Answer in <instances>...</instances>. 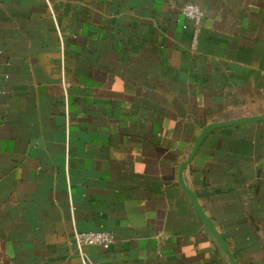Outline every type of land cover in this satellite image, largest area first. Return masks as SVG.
<instances>
[{
  "label": "crops",
  "instance_id": "obj_1",
  "mask_svg": "<svg viewBox=\"0 0 264 264\" xmlns=\"http://www.w3.org/2000/svg\"><path fill=\"white\" fill-rule=\"evenodd\" d=\"M263 116L264 0H0V264H264Z\"/></svg>",
  "mask_w": 264,
  "mask_h": 264
},
{
  "label": "built area",
  "instance_id": "obj_2",
  "mask_svg": "<svg viewBox=\"0 0 264 264\" xmlns=\"http://www.w3.org/2000/svg\"><path fill=\"white\" fill-rule=\"evenodd\" d=\"M181 13L187 21L185 29L190 27L193 31L192 47L195 48L202 31L204 13L194 3L185 4L181 9ZM73 241L79 249L84 246H100L108 250L114 243V236L108 231L75 232Z\"/></svg>",
  "mask_w": 264,
  "mask_h": 264
},
{
  "label": "water",
  "instance_id": "obj_3",
  "mask_svg": "<svg viewBox=\"0 0 264 264\" xmlns=\"http://www.w3.org/2000/svg\"><path fill=\"white\" fill-rule=\"evenodd\" d=\"M258 121H264V116L263 117H255V118H249V119H243V120H238L236 122L233 123H214V124H210L206 127V129L204 130V132H202L201 136L199 137L196 145L194 146L191 154L189 155V157L187 158V160L185 161L184 165L189 164L190 160L192 159V157L194 156V154L196 153L200 143L202 142V140L204 139V137L212 130H215L217 128L220 127H225V126H233V125H240L243 123H249V122H258ZM230 260L232 262V264H235L234 261L232 260V258L230 257Z\"/></svg>",
  "mask_w": 264,
  "mask_h": 264
}]
</instances>
